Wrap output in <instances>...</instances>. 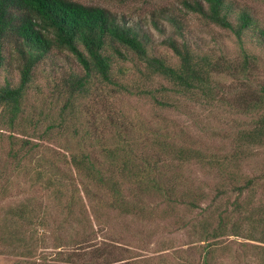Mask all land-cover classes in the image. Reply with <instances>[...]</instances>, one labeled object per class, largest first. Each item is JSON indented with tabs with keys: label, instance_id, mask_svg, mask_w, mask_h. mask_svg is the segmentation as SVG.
Returning a JSON list of instances; mask_svg holds the SVG:
<instances>
[{
	"label": "trees",
	"instance_id": "16d2710c",
	"mask_svg": "<svg viewBox=\"0 0 264 264\" xmlns=\"http://www.w3.org/2000/svg\"><path fill=\"white\" fill-rule=\"evenodd\" d=\"M181 4L182 9L164 5L149 15L153 27L164 33L159 43L171 49L169 55L158 50L145 18L134 20L78 0H0V107L11 129L10 142L19 145L6 153L0 191L8 189L12 158L15 173L26 171L31 187L65 194L69 205L82 195L105 193L125 214L156 220L148 235L140 228L130 236L106 230L100 242L89 244L85 236L97 238L100 226L86 219L79 232L65 234L60 220L56 250L44 256L53 257L55 264H173L171 257H177L174 264H218L215 254H227L231 235L257 241L234 252L237 264L243 259L264 264V199L259 198L260 189L264 196V77L256 72L257 55L244 45L245 37L264 45V25L237 0ZM189 12L231 31L238 55L190 39ZM163 20L171 26L168 33ZM73 58L78 66L70 67ZM40 76L43 82L37 80ZM226 76L230 81L225 83L220 77ZM154 77L170 86H146ZM127 93L148 97L154 113L130 117L121 107L112 113L106 100ZM187 99L228 127L223 134L213 132L215 142L204 144L157 108L184 107ZM99 108L107 110L103 125L108 131L97 125V118L88 116L87 124L80 120L81 113ZM120 110L125 116L117 114ZM221 110H227L221 112L222 120L214 113ZM228 111L249 119L230 124ZM63 132L79 147L61 145L56 156L37 153L40 148L51 152L50 138ZM256 157L254 171L245 172L242 166ZM153 197L149 206L147 198ZM28 205H33L30 199L15 204L11 213L32 223ZM171 225L192 236L194 261L172 239L159 237ZM156 230L159 251H164L139 253V245H147L146 238Z\"/></svg>",
	"mask_w": 264,
	"mask_h": 264
},
{
	"label": "rangeland",
	"instance_id": "374dc122",
	"mask_svg": "<svg viewBox=\"0 0 264 264\" xmlns=\"http://www.w3.org/2000/svg\"><path fill=\"white\" fill-rule=\"evenodd\" d=\"M78 1L87 4L103 5L112 11L124 14L127 18H132L134 20L140 18L147 19L146 28L150 31V34L155 41L158 50L169 55L172 54L170 48L159 43V40L164 37V33H160L153 27V25L150 23L149 15L151 10L164 5H171L182 9L183 6L181 4V0ZM237 1L239 3L244 2L247 7L254 12V15L258 18L259 22L264 25V0ZM161 23L165 26L167 30L166 32L168 33L171 29V26L168 25L166 20H163ZM187 26L189 28V38L198 40L199 42L203 43L204 47H212L217 51L222 50L230 57L231 54L235 56L238 55L240 50L239 43L237 42L234 34L228 29L220 27L214 23H207L203 21L200 16L193 12L188 13ZM244 39V45L248 46L250 52H253L257 55L256 72L261 77H264V45H258L255 41L250 40L248 37H245ZM76 62L77 61L73 58L70 65L69 62L66 61L65 65H69L70 67H74L75 65L78 66ZM11 73L14 76L18 75V72L15 68L11 69ZM220 78H222L225 83L230 81L229 77L227 76ZM37 80L43 82L41 76L38 77ZM160 82L164 83L166 86H170V83L161 77H154L146 84V86L150 85V87L154 88L159 85ZM90 101L91 100L89 99L84 100V102ZM59 102L60 100H56L53 102V104L58 107ZM106 104L111 109V111L113 109H117L118 107L128 109L130 111L128 113L130 117H138L140 114L149 116L154 113L153 104L148 97L144 96H137L127 93L118 97L108 98L106 100ZM185 104L186 106L184 107L175 106L172 108H157L162 113L169 116L172 120H175L177 124L182 125L188 132L199 137L204 144H210L217 140L215 137H211L213 132L221 134L226 132L228 128L226 124L224 125L223 121L219 123L213 117H210L211 114L209 113V110L204 111V107L200 106L193 100L190 101L187 99ZM97 110L99 111L95 113H81L80 120L82 123L87 124L86 119L89 116L91 121L97 118L98 126L103 125L106 121L107 110H101V108ZM226 111L227 110H221L214 113H216L217 116H219L222 120L221 112L224 113ZM27 112L30 111L26 110L25 113ZM116 112L120 117L125 116L124 112L121 110ZM101 117H103V122H101L99 119ZM227 117L230 121V124H240L249 119L248 116L245 117L244 115L235 113L233 111H228ZM205 126H210V128H206ZM103 130L108 131L109 129L106 127V125H103ZM10 132L11 129L6 124L0 107V170L7 166L6 162L9 161L8 158H5L6 153H8L11 148L17 149L19 146L17 143L12 144L10 142ZM50 139L54 144V146H52L54 149L49 152L48 149L40 148L37 153H51L56 156L57 150H63L61 145L68 144L69 148L72 149L79 147L74 137H72L67 132L57 133V136L53 135V137ZM258 159L259 157H256L246 161V164L242 166L245 172L252 173L254 171L252 168L253 163H257ZM20 160L24 161V163L27 162L26 158L24 160ZM14 162L15 160L11 158L10 165L8 167V177L6 178L7 181L5 182L8 189H3L0 191V264H55V261H51L53 259L51 256L56 250L54 244L58 241V238H56V233L58 232L57 229L59 227L60 220H64V226L67 228L65 234L75 232L74 230L76 228L79 232L80 229H82V226L86 225V219H91L93 222H95L96 227L100 226L99 234L101 235H99L97 238L91 235H86V244L100 242L103 236H105L106 230L109 232H123V234L126 236H130L132 232L137 230V228H140L145 235H148L149 231L155 229L153 226H155L156 220L147 219L140 221V218L133 213L125 214L123 211L118 210L117 207H113L111 204V197L105 193L101 195L99 194L96 197L91 195H82L80 198H78L81 201L74 202L72 205L70 204V206L68 197L65 194L55 193L53 190L47 191L45 188L43 189L39 185L31 187L26 171L20 170V173H15V170L13 169ZM28 172H30V170ZM201 176L203 175L201 174ZM261 191L262 190L260 189V200L264 199V196L260 194ZM28 199L33 202V205H28L31 207L30 209H25V212L30 211L33 213L31 219L32 223H30L24 215L14 216L12 214L15 204L25 202ZM147 199L150 201L148 202L149 206H151L152 203L156 201V198L154 197ZM82 223L83 225L81 226ZM100 223H102V225H99ZM59 234H61V231ZM158 234L160 235V231L156 230V235H151L149 238H146L148 240V244H140L139 247L141 249H138L139 253L152 255L158 252H163V249L159 251L161 246L157 242ZM161 234L162 235L159 236L160 238L172 239L179 251H182V249L185 250V252L188 251L190 253L191 260H195L197 253L194 249L190 250L193 238L187 230H176L174 229V225H171L168 227V229H164L163 233ZM226 239L231 243V245L230 247L228 246L229 248L226 250L227 254H224L220 250L216 252L214 261L216 263L218 262V264H237V258L235 256L234 258L231 257L234 252L238 249L244 250L245 246L247 249H249V245L247 244L257 243V241L243 236L231 235ZM220 242H222L224 245L228 244L225 239H223V241L220 240ZM45 253H51V256L44 258ZM170 260L171 262L175 263L177 257L174 259L171 257ZM246 261L247 260L243 259L241 264H248ZM249 264L251 263L249 262Z\"/></svg>",
	"mask_w": 264,
	"mask_h": 264
}]
</instances>
